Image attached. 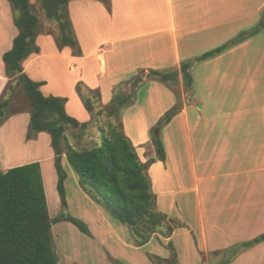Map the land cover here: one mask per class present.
I'll use <instances>...</instances> for the list:
<instances>
[{
    "label": "crops",
    "instance_id": "obj_1",
    "mask_svg": "<svg viewBox=\"0 0 264 264\" xmlns=\"http://www.w3.org/2000/svg\"><path fill=\"white\" fill-rule=\"evenodd\" d=\"M67 9L81 56H73L68 48L59 51L52 37L42 32L36 38L39 53L22 64L26 75L41 63L44 48L54 45L57 55L52 61L66 62L73 81L70 87L81 80L87 88L99 90L102 106L112 99L122 74L133 75L124 82L123 91L143 86L145 99L154 98L159 104L161 92L167 97L173 92L148 77L149 72L177 71L183 100L189 95L159 132L164 161L156 160L152 138L147 137L139 151L135 146L142 144L135 142L142 163L155 160L147 174L159 192L156 211L174 226L170 237L155 234L140 249L151 246L154 256L167 259L171 252L164 248L170 243L182 264L198 262L199 253L227 254L232 257L227 264H264V241L241 247L264 234V29L246 36L257 29L264 0H110V11L96 0H72ZM241 33L246 36L241 42L220 55L197 61L203 66L199 76L205 87V93L199 94L215 96L214 105L208 107L202 98L201 103L192 102L196 67L191 63L192 86L185 93L181 64L196 62V55L199 58L228 44ZM136 76L140 81L133 87L130 83ZM44 87L45 82L40 91ZM231 96L236 97L232 107L228 106ZM173 105L171 101L166 111ZM136 107L135 103L130 108ZM159 111H165L164 107ZM65 164L63 156L64 187L68 179ZM189 207L193 221L188 217Z\"/></svg>",
    "mask_w": 264,
    "mask_h": 264
},
{
    "label": "trees",
    "instance_id": "obj_2",
    "mask_svg": "<svg viewBox=\"0 0 264 264\" xmlns=\"http://www.w3.org/2000/svg\"><path fill=\"white\" fill-rule=\"evenodd\" d=\"M13 12V25L18 34L12 41L10 50L2 56L6 76L10 79L0 99V123L10 115L25 110L13 109L17 94L26 102L29 113L27 138L39 133L50 137L53 149V164L57 175L56 190L60 205L67 208L64 183L67 175L62 166L66 164L78 176L80 185L91 198L104 208L117 224L124 225L138 247L144 246L151 237L159 234L170 237L173 223L166 215L156 211L155 197L151 192L147 170L154 159L142 163L135 148L124 134L120 119L121 110L133 102L132 93L119 92L110 102L97 111L95 104L100 102L99 90L82 91L76 86L83 106L90 115L88 123L80 124L65 110L67 99L44 96L40 87L44 82L32 81L24 72L23 62L39 53L36 38L43 32V25L29 0H5ZM72 0H37L36 5L44 18L54 22L57 34L54 41L59 51L68 48L73 56H81L68 15V3ZM110 11V0H96ZM264 29V14L252 35ZM46 34H51L46 32ZM251 36V35H248ZM246 38L245 33L223 46L206 52L197 61L207 60L223 53ZM191 62L182 63L180 73L185 90L192 86L189 73ZM148 77L167 87L178 83L177 71H150ZM133 91V90H132ZM181 105L176 103L162 118L164 125L179 112ZM102 117L106 121H101ZM99 133V136H97ZM156 160L164 161L165 152L158 136L152 137ZM59 221L76 226L82 233L89 234L86 226L63 213L58 219H50L39 163H30L0 172V264H58L54 251L51 227ZM264 241V234L251 242L241 245L250 248ZM172 254L167 259L149 256L154 264H177L175 251L170 243ZM232 257L222 264L230 262Z\"/></svg>",
    "mask_w": 264,
    "mask_h": 264
},
{
    "label": "rangeland",
    "instance_id": "obj_3",
    "mask_svg": "<svg viewBox=\"0 0 264 264\" xmlns=\"http://www.w3.org/2000/svg\"><path fill=\"white\" fill-rule=\"evenodd\" d=\"M29 1L34 5L35 12L40 20L45 23L43 32H50L51 34H49V36H51L52 41H54L53 36L57 34L56 24L44 18L41 10L36 5L37 0ZM12 19L13 12L10 5L5 0H0V99L4 96V89L10 81L5 73V65L2 61V56L9 50L17 34V29L14 27ZM254 29L248 31L246 36L252 35ZM51 46L52 48H44L45 55L41 63H37V67H32V70H29L27 75L31 78L36 77L37 79H34V81L45 82L46 87L41 90L43 94L67 99L66 107L68 114L78 120L80 124L88 123L90 115L85 110L76 92V86L80 83L82 85V92L89 97L90 95L86 90L95 89L87 88L81 80L76 81L75 85L70 87V83L73 81L71 75L69 76L66 62L63 60H58L57 62L52 61L56 54V50L54 49V45ZM195 57L196 59L198 58L197 55ZM191 63L192 66L196 67V72L194 74L195 94L191 95L192 102L197 100V102L201 103L200 99L202 98L207 103L208 107L211 105L213 106L216 100L215 96L209 97L204 94L200 96L199 94L200 91L205 93V87L199 76L203 69L202 64L197 62V60L196 62L191 61ZM52 65L55 66L52 67ZM168 71L170 70L166 69L160 72ZM131 78H133V75L122 74L114 89V94L123 92L125 94L132 93L133 95V102L128 106V109L124 108L121 110L120 119L122 120L121 122L123 123L126 137L133 147L136 145L135 142L140 141L139 145L142 144L141 147L138 145L135 146L137 151H139L143 148V144H145L144 141H146L147 137H156V131H158L157 136L162 142V134H159V132L162 131L165 126L162 123L163 116L176 105V103L183 106V103L189 100V95H185V100H183L181 87L177 83L170 87L173 92L172 97H167L161 92V100L158 101L159 104H156L154 98H152V100L145 99L147 90L143 86H140L136 91H132L128 88L127 91H123L124 82ZM138 78H140V76L134 77L130 85L132 86ZM159 85L161 86V84ZM162 87L166 89L164 86ZM129 90L130 92H128ZM184 91L187 93V90L184 89ZM234 98L236 97H230L228 106L232 107L233 103L235 105L233 101ZM171 101L174 102V105L166 111V107ZM135 103L137 107L130 108ZM151 103L152 106L150 105ZM149 106L154 108H149ZM100 107H102L101 103L97 102L94 108L97 111ZM163 107L165 111H159L163 109ZM15 108L23 109L25 112L10 115L3 123H0V172L4 173L10 168L30 163H39L50 219H58L63 213L83 223L89 231V234L86 235L72 223L66 221H59L52 225L51 236L58 264H154L149 259V256H154L153 247L149 246L140 249L141 247L136 245L130 229L124 225L116 224L110 219L104 208L96 203L89 193L80 185L78 176L67 164H65L68 173L65 186L67 208L63 209L61 207L56 190L57 175L53 164L54 154L50 144V137L47 134H37L35 137L28 139L29 113L26 111L28 107L25 100L18 94L13 102V109ZM103 120L106 121V118L102 117L101 121ZM152 122H154L153 127H151ZM97 136H99V133H97ZM134 136H137V139H133ZM6 139L9 140V143L12 142L8 144L7 147L4 144L8 142ZM151 153H154L153 148H151ZM148 179L151 192L156 201L159 202L158 189H155V186L152 185L150 176H148ZM187 211L190 212L188 217L193 221L192 207H189ZM176 220L181 222L178 217ZM177 221H175L174 224H176ZM109 222L113 229L109 226ZM181 226L183 227L182 222ZM116 227L118 230L114 231ZM178 234H183L182 230H179ZM178 237L179 235H177L176 240ZM164 250L171 252L168 244H165ZM179 250L182 255L184 249L180 247ZM198 257V262H191L189 264H203L200 260H204L205 263L209 261L210 264H220L226 262L228 259L227 254L214 257L212 255L207 256L199 253ZM176 261L177 264H182L181 259H177V257Z\"/></svg>",
    "mask_w": 264,
    "mask_h": 264
},
{
    "label": "water",
    "instance_id": "obj_4",
    "mask_svg": "<svg viewBox=\"0 0 264 264\" xmlns=\"http://www.w3.org/2000/svg\"><path fill=\"white\" fill-rule=\"evenodd\" d=\"M138 81H140V78H138V80H136V81L133 83L132 86H133V87H136L137 84H138V83H137ZM157 134H158V131L155 132V135H156V136H157Z\"/></svg>",
    "mask_w": 264,
    "mask_h": 264
},
{
    "label": "bare ground",
    "instance_id": "obj_5",
    "mask_svg": "<svg viewBox=\"0 0 264 264\" xmlns=\"http://www.w3.org/2000/svg\"><path fill=\"white\" fill-rule=\"evenodd\" d=\"M7 138H8V137H7ZM9 139H10V137H9ZM0 140H1V139H0ZM6 140H7L8 142H7V143H4V144H5L6 147H7V145L10 144V143H12V142L9 143V140H8V139H6ZM10 141H11V140H10ZM5 142H6V141H5ZM9 149H10V147H9ZM11 149H12V148H11ZM12 150H13V149H12ZM11 152H12V151H11ZM15 152H16V151H15ZM15 154H16V153H15Z\"/></svg>",
    "mask_w": 264,
    "mask_h": 264
}]
</instances>
